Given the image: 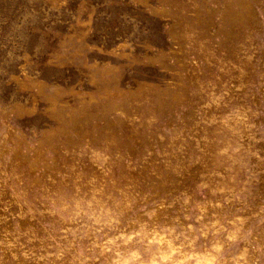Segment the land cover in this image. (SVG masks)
Masks as SVG:
<instances>
[{"label": "rangeland", "instance_id": "obj_1", "mask_svg": "<svg viewBox=\"0 0 264 264\" xmlns=\"http://www.w3.org/2000/svg\"><path fill=\"white\" fill-rule=\"evenodd\" d=\"M86 202L264 264V0H0V264L92 256Z\"/></svg>", "mask_w": 264, "mask_h": 264}, {"label": "clouds", "instance_id": "obj_2", "mask_svg": "<svg viewBox=\"0 0 264 264\" xmlns=\"http://www.w3.org/2000/svg\"><path fill=\"white\" fill-rule=\"evenodd\" d=\"M203 212L202 206L197 204L194 218L201 220ZM75 214H83L93 224L98 225L93 231L89 247V251L92 249L97 251L88 256L83 249L78 248L80 264H86L88 260L98 261L99 264H224L219 255L223 244L214 242L207 248L197 249L194 244L196 237L188 236L192 225L186 226L188 231L181 229L178 232L174 225H150L148 221H139L135 229L126 231L119 227V218L111 210L94 208L91 202L77 208ZM153 215L154 211L149 213L150 218ZM185 215L187 218L188 214ZM223 227L221 225V228ZM226 235L228 239H237L235 232H228ZM58 255H62V252ZM239 259L241 257H237V260Z\"/></svg>", "mask_w": 264, "mask_h": 264}]
</instances>
